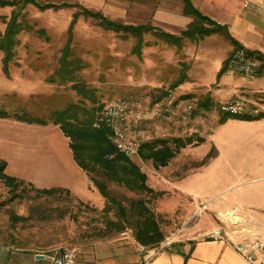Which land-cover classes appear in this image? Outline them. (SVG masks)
I'll return each mask as SVG.
<instances>
[{"label":"rangeland","instance_id":"obj_1","mask_svg":"<svg viewBox=\"0 0 264 264\" xmlns=\"http://www.w3.org/2000/svg\"><path fill=\"white\" fill-rule=\"evenodd\" d=\"M36 1L41 4L70 3L72 6L57 11L53 9L42 11L25 0H19L16 3L18 6L0 7L1 31L4 30L13 10H19L31 25V29L24 30L18 35L19 44L10 63V75L2 70L0 51V109L9 113L23 107L33 114L47 118L55 109H63L70 103L80 102L81 97L72 89L71 83L52 84L46 79L58 68V60L67 40L68 26L75 12L82 13L81 7L99 11L109 20L123 26L148 24L156 27L153 29L164 30L176 34L175 36H181V32L189 25L184 23L182 18V0ZM192 2L200 10L205 8L204 10L212 12L213 16L225 13L231 22L233 17L242 16L241 26L233 24L235 26L233 33L246 45L244 46L246 50L257 51L251 50L256 48L264 52V0H192ZM250 13H254L255 16H250ZM190 18L192 22L193 18ZM73 28L72 46L85 63L80 72L81 78L88 87L94 89L99 103L105 105L122 98H132L140 103L138 119L134 126L138 139L142 142L162 138L172 144L173 138L191 137L196 140L198 136L205 137L224 115L223 105L242 103L245 111L254 115L264 111V73L260 76H246L229 67L225 73L227 77L218 79L217 73L221 70L223 61L231 55L234 48L232 42L222 34H212L200 40L184 37L181 39L183 46L177 47L156 36L158 30L152 29L143 34L141 52L135 54L132 51L135 38L131 34L105 30L92 17L80 15ZM39 29L46 31L48 39L37 34L36 31ZM183 71L186 75L183 83L171 88ZM206 99L213 105L208 103L206 105ZM85 106L90 108L93 104L85 101ZM9 119L12 123L7 124L16 126L17 120L12 117ZM26 125L23 126L25 131ZM47 125L37 126L40 130H46L45 136L49 138L44 140L45 136H40V139L44 140L43 145L47 146L46 149H42L43 152H47L45 150H50L51 154L63 152L71 174L80 171L87 179V174L73 158L68 138L58 125L51 122ZM54 133L60 140L53 136ZM23 134L29 136L30 133ZM31 136V141H34L35 135ZM208 144L203 143L196 151L194 146L187 145L169 161L165 170L156 169L151 162L140 157H134L132 160L146 174L153 173L157 178L171 177L169 179L172 180L181 173L189 174L201 169L203 165L201 161L204 158L201 155L208 150ZM248 150L242 149L244 160L247 159ZM256 153L257 155H253V161L264 162V151ZM54 170L53 173L52 166V182L42 186L69 187L71 181L67 173L60 169V166ZM43 172V169L38 167L27 174H21L27 178H35ZM247 173L245 172L237 188L228 190L216 200L223 198L224 195L242 198L241 193L244 191L249 194L252 189H264V166L258 173ZM96 176L101 177L97 174ZM108 185L112 193L125 205L131 200L144 199L156 214L166 236L176 231L183 216L192 213L190 211L192 206L186 198L172 188L163 187V190L154 188L153 192H137L113 182H108ZM12 196L9 187L0 182V229L3 230L0 242L12 251L30 255L39 252L43 256H58L60 250L69 249L75 250L77 257L81 246L124 235L121 232L108 238H94L95 236L90 234L93 232L91 226L100 225L99 216L88 212L84 207H78L76 200L80 198L97 209L103 208L106 203V199L101 198V194L90 180L85 190L77 193L70 191L71 200L65 196H38L29 187L22 190V198H11ZM197 209L195 213L197 217L202 210L209 213L207 203L206 207H201L202 210L198 207ZM18 215L28 218L14 224L11 218ZM167 239L181 238L171 236L166 237L164 241Z\"/></svg>","mask_w":264,"mask_h":264},{"label":"crops","instance_id":"obj_2","mask_svg":"<svg viewBox=\"0 0 264 264\" xmlns=\"http://www.w3.org/2000/svg\"><path fill=\"white\" fill-rule=\"evenodd\" d=\"M204 9H201L204 14L226 25L231 35L241 42L232 30L235 27L233 24L241 26L242 16L233 17L231 22L225 13L213 16L212 12ZM250 16L255 14L250 13ZM182 18L184 23L191 21L188 16L183 15ZM251 50L264 54L260 49ZM224 76H226L225 73L220 78ZM7 122L11 120L0 118V161H6L7 174L23 179L36 188H50L42 185L52 182V166L53 173L54 168L60 166V169L64 170L70 178V186H51V188H65L71 193L87 188L88 177L86 179L80 171L71 174L63 152L58 151L57 154H51L50 150L43 152L42 149L47 148L43 145V141L49 138L45 136L46 130H40L37 127L40 126L39 124L17 120L15 121L17 124L14 123L16 126H11ZM24 124H27L26 131L23 129ZM23 133L30 134L27 136ZM31 134L35 135L34 141H31ZM40 136H45L46 139L41 140ZM53 136H57L56 133ZM198 137H203L204 140L200 143L194 140L192 144L187 145L194 146L196 151L203 143H209L208 150L201 155L202 158L204 157L202 161L209 153L215 154L208 163L201 165V169L189 174L181 173L172 180L169 179L171 177L157 178L153 173L146 174L147 183L152 192L154 188L159 190H163V187L172 188L185 197L192 206L190 208L192 213L182 217L175 232L167 236L164 233L165 238L174 236L181 239H167L157 247L148 248L140 245L131 231H125L122 237L115 236L81 246L80 254L76 257V264H249L236 251L235 246L247 233L249 235V232L264 238V189L255 188L249 194L244 191L241 193L242 198L235 195L232 197L224 195L219 200L216 198L234 187L237 188L245 172L258 173L264 166V162H255L252 159L253 155H257L256 152L264 151V117L256 120L227 118L223 122L219 121L205 137ZM57 139L60 140L59 137ZM242 149H249L245 160ZM50 160L52 162H49ZM38 167L43 169L42 175L35 178H27L23 175ZM167 167L168 165L156 169L165 170ZM101 198L103 199V196ZM206 203L209 213H204L201 209L206 207ZM197 207L202 210L198 217L195 215ZM194 219L196 220L192 222ZM218 227L227 230V240H215L209 237V233ZM39 255L43 254L36 252L30 255L15 252L0 242V264H49L48 256L40 259Z\"/></svg>","mask_w":264,"mask_h":264},{"label":"trees","instance_id":"obj_3","mask_svg":"<svg viewBox=\"0 0 264 264\" xmlns=\"http://www.w3.org/2000/svg\"><path fill=\"white\" fill-rule=\"evenodd\" d=\"M19 2L0 0V7L15 6ZM39 10L53 9L57 11L60 8L72 6L70 3H46L41 4L36 0H25ZM182 13L185 16L193 18L188 27L181 32V36H175L164 30L153 29V25L140 24L137 26H123L121 23L109 20L99 11H92L88 8L81 7L82 13L75 12L73 20L68 26L67 40L62 48L60 58L58 60V68L46 79L47 82L55 84L71 83L72 89L81 97L80 102L70 103L63 109H55L51 111L49 117L45 118L31 113L25 108L14 109L11 113L4 109H0V118H14L29 124L47 125L53 123L58 125L62 133L68 138L69 148L78 166L85 171L90 182L97 188L99 193L106 199L105 206L97 209L84 201L76 198V205L84 207L88 212L99 216L100 225H93L92 234L95 238H108L126 231H132L136 241L148 248L159 246L164 240L165 235L161 229L160 223L154 211L148 206L144 199L131 200L128 205H125L117 198L109 188L108 182H113L119 186H124L130 191L137 192H152L147 180L148 177L140 166L130 157L120 152L116 145L111 140V130L103 125L95 127L94 123L100 117L104 103L98 102V97L94 91L81 78L80 72L83 70L85 63L78 57L73 44V30L80 15L84 17H92L96 23L105 30L123 31L131 34L135 38V44L132 51L135 54H140L143 44V34L153 30L156 31V36L169 42L177 47H182V38L191 40L203 39L212 34H222L226 36L233 44L234 48L231 55L239 49H243L246 54L260 62V67L257 76L264 73V54L260 51H248L244 45L236 40L224 24L218 23L208 15L204 14L197 8L192 0H182ZM20 4V3H19ZM27 29H31V25L19 10H13L10 18L6 21L3 31L0 30V51L2 52V70L5 74L10 75V63L16 55V47L19 44L18 35ZM37 34L48 39L44 29L36 31ZM231 55L223 62L221 70L217 77L220 78L229 70V59ZM183 71L178 80L171 85V88L179 86L186 78ZM85 101L93 104L88 108L85 106ZM206 105L211 104L209 99L205 101ZM208 103V104H207ZM210 108V106H208ZM233 117L244 120H256L264 117V113L254 114H239L231 115L224 113L221 122L227 118ZM195 139L173 138L171 143L167 139H153L142 143L139 154L144 161L151 162L155 168H160L168 165L169 161L176 156L182 148L187 144H192ZM204 140L203 137H198L196 143ZM214 153H209L202 164L208 163ZM6 161H0V182L9 187V191L13 194L11 198H22V190L26 187L34 190L36 195L44 197H70V191L65 188H36L31 183H26L23 179L11 176L6 173ZM99 175L101 177L96 176ZM12 200V199H11ZM28 216H13L11 219L16 224L19 221L27 220ZM6 232V230H4ZM3 230L0 229V236ZM11 235V234H9ZM6 243L5 240H2Z\"/></svg>","mask_w":264,"mask_h":264},{"label":"built area","instance_id":"obj_4","mask_svg":"<svg viewBox=\"0 0 264 264\" xmlns=\"http://www.w3.org/2000/svg\"><path fill=\"white\" fill-rule=\"evenodd\" d=\"M259 65L260 62L248 56L243 49L236 50L229 59V67L237 69L246 76H257ZM243 106L242 103L223 105L222 110L224 112L228 109H244ZM139 109L140 103L132 98H122V104L111 101L104 105L100 117L94 123L95 127L107 126L111 130L110 138L118 150L131 159L140 157L139 149L144 143L138 139L137 129L134 126ZM209 237L215 240H227L228 232L218 227L209 233ZM235 249L249 264H264L263 237L249 232V235L247 233L236 244ZM47 258L49 264H76L75 250L63 249L58 256L48 255Z\"/></svg>","mask_w":264,"mask_h":264},{"label":"bare ground","instance_id":"obj_5","mask_svg":"<svg viewBox=\"0 0 264 264\" xmlns=\"http://www.w3.org/2000/svg\"><path fill=\"white\" fill-rule=\"evenodd\" d=\"M115 104H122V99L113 100ZM225 113H230L231 115H239V114H251L244 109H228L224 111Z\"/></svg>","mask_w":264,"mask_h":264},{"label":"water","instance_id":"obj_6","mask_svg":"<svg viewBox=\"0 0 264 264\" xmlns=\"http://www.w3.org/2000/svg\"><path fill=\"white\" fill-rule=\"evenodd\" d=\"M38 258H41V259H43V258H44V256H43V255H39V256H38Z\"/></svg>","mask_w":264,"mask_h":264}]
</instances>
